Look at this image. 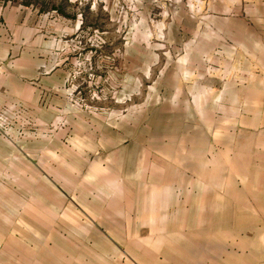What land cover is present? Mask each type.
<instances>
[{"label":"rangeland","instance_id":"rangeland-1","mask_svg":"<svg viewBox=\"0 0 264 264\" xmlns=\"http://www.w3.org/2000/svg\"><path fill=\"white\" fill-rule=\"evenodd\" d=\"M21 2L59 9L66 32L43 36L50 42L43 58L51 65L43 74L60 72L61 81L41 101L44 121L0 103V264H152L133 255L137 236L152 235L150 228L115 221L119 242L111 243L106 229L94 227L98 215L113 204H141V197L148 207L165 192L178 202L191 193L198 205L202 175L225 171L216 155L220 125L229 122L221 106L234 109L237 102L241 125L255 122L249 85L253 76L264 78L255 67L261 53L248 45L251 6L230 0ZM230 160V173L246 175L247 164Z\"/></svg>","mask_w":264,"mask_h":264},{"label":"crops","instance_id":"crops-1","mask_svg":"<svg viewBox=\"0 0 264 264\" xmlns=\"http://www.w3.org/2000/svg\"><path fill=\"white\" fill-rule=\"evenodd\" d=\"M230 1L236 7L242 3L251 6L247 14L251 23L247 29L248 45L257 52V56L261 53L255 67H260L264 73L262 3L259 0ZM59 12V9L40 11L32 5L22 4L21 0H10L0 13V103L7 105L11 111L16 109V113L23 117H40L37 118L38 122H43L44 117L48 116L41 101L50 95L51 89L57 87L59 90L61 82L60 72L43 74L51 68L43 58L50 48V42L43 36L51 33V30L58 34L66 32L61 21L65 19L61 18ZM233 12L237 14L238 9L235 8ZM34 37L39 40L36 45ZM40 49L41 58L38 59ZM252 78L249 88L254 86L255 90H250L247 96L257 101L254 105L250 104V108L254 109L255 122L250 120L247 125H241L237 102L233 105L234 109L226 110L224 105L221 106L220 113L228 117L229 122L220 125L222 133L218 138L216 155L221 157L220 163L226 168L225 171L219 168L211 176L209 172L202 175L204 189L201 203L194 204L191 193L185 194L184 199L178 202L165 192L163 195L156 194L154 202L147 207L145 198L141 197L136 201L141 204L127 203L122 209L113 204L108 207L106 215L99 217L97 214L99 225L94 227L106 229L111 243L119 242L112 229L119 225L115 221L121 222L122 228H150L152 235L137 236L136 253L133 255L138 261H151L152 264H264V78ZM221 95L226 101V94ZM237 97L232 95L231 99ZM179 98L186 99V95ZM179 115L181 113L161 114L162 117ZM248 126L253 127L255 133L245 136L242 132H246ZM231 156L233 165L247 164L245 168L251 170L248 169L246 175L242 170L230 173L227 166L232 162ZM202 161L205 162L204 159ZM165 176L161 175L159 180H164ZM190 176L195 178L192 171ZM171 207L176 208L174 215L167 214ZM197 211L198 217L194 215ZM211 212L215 213L213 217H210ZM92 214L93 210H90L89 218L93 220ZM183 228L186 229L182 230L185 234H179L178 231ZM161 229L170 235H159Z\"/></svg>","mask_w":264,"mask_h":264},{"label":"built area","instance_id":"built-area-1","mask_svg":"<svg viewBox=\"0 0 264 264\" xmlns=\"http://www.w3.org/2000/svg\"><path fill=\"white\" fill-rule=\"evenodd\" d=\"M10 3V0H0V13Z\"/></svg>","mask_w":264,"mask_h":264}]
</instances>
